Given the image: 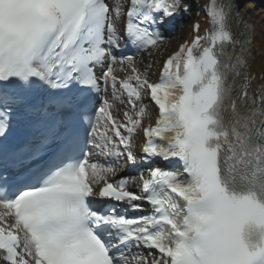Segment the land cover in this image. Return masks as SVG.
<instances>
[{
	"label": "snow or ice",
	"instance_id": "snow-or-ice-1",
	"mask_svg": "<svg viewBox=\"0 0 264 264\" xmlns=\"http://www.w3.org/2000/svg\"><path fill=\"white\" fill-rule=\"evenodd\" d=\"M128 3L125 14L123 0H0V264H264L251 29L241 39L230 4L209 0L208 33L196 23L150 82L151 65L141 71L125 49L158 48L191 0ZM260 43L264 64V27ZM116 64L128 72L122 121L108 99ZM142 92L157 119L135 144ZM124 163L129 174L109 181Z\"/></svg>",
	"mask_w": 264,
	"mask_h": 264
},
{
	"label": "bare ground",
	"instance_id": "bare-ground-1",
	"mask_svg": "<svg viewBox=\"0 0 264 264\" xmlns=\"http://www.w3.org/2000/svg\"><path fill=\"white\" fill-rule=\"evenodd\" d=\"M236 1L240 2L241 5L238 8V10L236 8H233V10L235 12L231 11L230 19H233V21H235L236 23H244L243 28H246V26L249 23L252 24V35L255 39H254V42L252 43L254 50H253V53L251 54L252 57L250 58V61H249L250 68L248 69V74L250 76L252 89L259 92L261 85H262V82H264V72H262V67H264V64H262V49H261V43H260V33L262 30V27H264V22H263L264 16L261 17L260 15L264 14V5H263V8H259L258 6L256 7V5L253 4V2H250V1H246V0H236ZM124 3H125V0H123V5H124ZM260 11H261V13H260ZM232 30L235 31V28H232ZM240 31L236 30L235 34L238 36ZM182 33L183 32L176 33L174 35L173 39L174 40L178 39V36L180 37V35ZM173 39L171 41L168 40L166 43L164 42V44H166V45H164V48H163L164 50H160L155 55H150L148 58H146V60L149 59V61H150V58H152L150 63H149V65H151V73H150L149 77H152V75L154 73L155 66L158 63L159 59L162 57V55L164 53H166L167 50H170L171 48H173V49L176 48L178 41L173 43V41H174ZM162 45H163V43H162ZM162 45H159V48ZM159 48L157 50H159ZM154 49H156V48H153L149 51L153 52L152 50H154ZM149 51H148V53H149ZM146 54H147V52L144 55H146ZM138 61L139 60L136 61V66L139 67L141 69V71H143L145 67L149 66L148 64H146V63H148L147 61H146V63L144 62L142 64V66H139ZM157 72H158V70H157ZM142 100L143 99L141 98V101ZM146 109H147L149 114L152 112L151 106H147ZM118 111H121V105L118 104L115 100V112H118ZM148 116L149 115L145 116L144 121H143V125L151 123L150 121H147ZM138 141H139V132L137 133V136L134 138V143L136 144Z\"/></svg>",
	"mask_w": 264,
	"mask_h": 264
},
{
	"label": "rangeland",
	"instance_id": "rangeland-1",
	"mask_svg": "<svg viewBox=\"0 0 264 264\" xmlns=\"http://www.w3.org/2000/svg\"><path fill=\"white\" fill-rule=\"evenodd\" d=\"M260 13H261V11H260ZM261 17H263L264 16V14L263 15H260ZM263 22H264V17H263ZM185 34V32L183 33V34H181V36L180 37H178V39L177 40H175V41H173V43H175V42H179V41H181L182 40V38H183V35ZM174 37V36H173ZM173 37L170 39V41L173 39ZM174 40V39H173ZM167 42V41H166ZM165 42V43H166ZM164 45H166V44H164L163 43V45L159 48V50H157L158 48H156V49H154V50H152L153 52H151V53H149V56L150 55H155L158 51H160V50H164L163 48H164ZM173 50V48H171L170 50H167V52L166 53H162L163 55H166L167 53H169L170 51H172ZM155 51V52H154ZM150 52V51H149ZM163 55H162V57H163ZM149 56H145V57H143L142 59H140L139 61H138V64H139V66H142V64L145 62L146 63V61L148 62V63H146V64H148L149 65V63H150V61H151V59L152 58H150V61H149V59L148 60H146V58H148ZM162 57L159 59V61H158V63L156 64V66H155V69H157V67L159 66V63H160V61H161V59H162ZM155 69H154V72H156L155 71ZM155 74V73H154Z\"/></svg>",
	"mask_w": 264,
	"mask_h": 264
}]
</instances>
